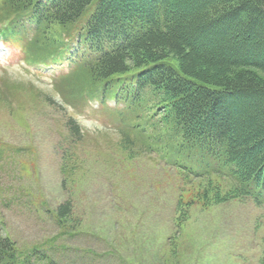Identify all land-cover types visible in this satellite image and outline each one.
<instances>
[{
  "label": "rangeland",
  "instance_id": "rangeland-1",
  "mask_svg": "<svg viewBox=\"0 0 264 264\" xmlns=\"http://www.w3.org/2000/svg\"><path fill=\"white\" fill-rule=\"evenodd\" d=\"M31 33L28 26L27 36L13 33L18 43H0V234L22 257L40 250L57 264H264V202L232 198L235 185L218 175L217 193L204 195L207 181L173 164L177 144L152 102L114 114V99L96 110L86 75L55 81V69L24 67L25 49L31 62L52 59L35 51L43 38L35 48ZM192 161L197 172L215 170L203 152ZM64 203L70 213L61 222Z\"/></svg>",
  "mask_w": 264,
  "mask_h": 264
},
{
  "label": "trees",
  "instance_id": "trees-1",
  "mask_svg": "<svg viewBox=\"0 0 264 264\" xmlns=\"http://www.w3.org/2000/svg\"><path fill=\"white\" fill-rule=\"evenodd\" d=\"M0 4V22L9 23L12 36L26 35L21 26L29 22L32 46L43 38L37 53L75 51L77 63L60 79L86 75L98 97H113L131 112L152 102L163 135L177 144L179 160L173 164L190 178L206 180L204 195L217 193L211 175H218L235 185L232 198L264 202V0ZM68 128L81 136L75 120L69 119ZM200 152L216 164L214 171L191 169ZM69 207L59 206L61 222ZM28 253L22 257L16 243L0 234V264H57L40 250Z\"/></svg>",
  "mask_w": 264,
  "mask_h": 264
}]
</instances>
